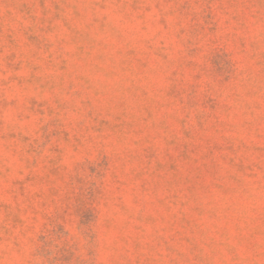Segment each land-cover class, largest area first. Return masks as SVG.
Segmentation results:
<instances>
[{
    "label": "rangeland",
    "instance_id": "rangeland-1",
    "mask_svg": "<svg viewBox=\"0 0 264 264\" xmlns=\"http://www.w3.org/2000/svg\"><path fill=\"white\" fill-rule=\"evenodd\" d=\"M0 264H264V0H0Z\"/></svg>",
    "mask_w": 264,
    "mask_h": 264
}]
</instances>
